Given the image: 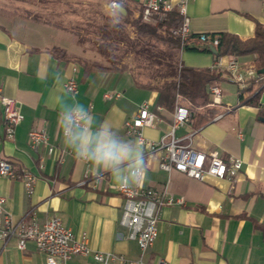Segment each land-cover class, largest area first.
Masks as SVG:
<instances>
[{
    "label": "crops",
    "instance_id": "1",
    "mask_svg": "<svg viewBox=\"0 0 264 264\" xmlns=\"http://www.w3.org/2000/svg\"><path fill=\"white\" fill-rule=\"evenodd\" d=\"M135 1L139 6L143 0ZM110 12L116 29L123 21ZM187 14L192 33L229 31L249 38L254 35L255 21L264 22V0H189ZM37 28L0 23V89L16 99L23 115L14 137L8 139L0 100V157L37 177L33 192L28 193L23 180L0 175L6 211L17 220L34 217L40 223L58 216L76 236L86 232L91 248L136 259L138 242L128 237V228L121 224L126 198L116 189L125 181L132 187L185 199L184 204L160 207L158 234L145 254L147 262L264 264V121L259 118L264 115L260 108L236 106L238 91L235 102H225L223 82L230 80L224 75L220 79L222 102L227 108L236 107L203 126L190 122L176 131L181 142L198 151H218L225 160L241 158L242 169L233 181L212 175L199 180L175 168L163 169L165 150H149L126 132L124 123L148 101L156 119L154 125L144 127L145 136L159 140L170 130L174 110L158 105V92L139 83L159 85L172 74L159 70L142 78L134 61L127 64L128 56L112 61L107 52L94 54L90 48L79 56L75 52L78 38L61 34L50 22L40 21V31ZM175 51L179 63L186 65L204 67L215 62L212 50ZM228 59L223 56V65ZM239 60L251 62L249 56ZM70 77L77 81L76 92L66 89ZM105 92L121 95L105 98ZM75 109L87 112L85 127L72 126L68 120V113ZM32 128L49 134L48 142L37 149L29 141ZM79 134L92 138L89 153L96 147V138L103 136L126 146L131 154L108 168L94 166L88 155H75L81 146V140L74 139ZM138 155L143 156L140 165ZM0 264H46V255L35 241L28 240L26 249H20L12 237L0 240ZM66 264L99 263L88 254L74 255Z\"/></svg>",
    "mask_w": 264,
    "mask_h": 264
},
{
    "label": "built area",
    "instance_id": "2",
    "mask_svg": "<svg viewBox=\"0 0 264 264\" xmlns=\"http://www.w3.org/2000/svg\"><path fill=\"white\" fill-rule=\"evenodd\" d=\"M189 0H143L140 13L143 19L149 20L153 16L165 17L172 10L178 9L183 17L182 24L173 29L184 41L189 38L192 31L190 29L187 5ZM113 9H117L119 2L111 1ZM202 41L211 40L218 44L219 36L209 33H200ZM225 70V77L243 87L245 83L255 76V68L252 62L242 63L236 57H229L226 65H223V56L215 57L214 65ZM66 89L70 92L77 91V81L70 77L66 83ZM210 93L213 98L211 105H223V90L220 80H215L210 84ZM120 92H105V98L120 96ZM0 100L4 105V119L6 125V137H14L16 126L22 120L23 115L17 107L15 98L3 93L0 89ZM87 112L78 109L68 113L67 118L72 126L85 127V117ZM156 113L151 108L148 101H144L139 106L138 111L130 118L125 120V129L128 134L134 135L138 142L144 144L151 151L165 150V155L160 163L163 169L170 170L175 168L185 172L190 177L203 180L206 175L218 178H226L233 181L237 173L242 169L243 161L239 157H230L225 160L218 151L205 153L191 147L190 143H183L176 135V131L189 123L191 111L185 102H178L173 111V120L170 130L159 140H152L145 136L144 127L154 125ZM69 133V129L65 130ZM29 141L33 149H37L40 144L47 143L49 134L45 129L32 128L28 133ZM54 146H49L52 152ZM0 175L23 180L26 184L28 193L34 190L36 175L27 168L17 167L10 159L0 157ZM116 189L125 198L121 224L128 230V237L135 239L140 248V254L136 259H128L124 255L112 252L93 249L89 243L86 232L76 236L70 228L63 225L58 216H51L44 223H40L36 218L15 219L4 208L5 196L0 194V240L6 241L15 237L20 249H26L27 241H35L39 251L46 255V264H66L67 260L74 255L91 254L99 264H151L145 260L147 250L153 245L157 234L158 212L161 206L168 205V199H178L179 204H184L182 196H175L165 191L154 189H140L132 187L125 181L118 184ZM156 264H168L165 259H159Z\"/></svg>",
    "mask_w": 264,
    "mask_h": 264
},
{
    "label": "rangeland",
    "instance_id": "3",
    "mask_svg": "<svg viewBox=\"0 0 264 264\" xmlns=\"http://www.w3.org/2000/svg\"><path fill=\"white\" fill-rule=\"evenodd\" d=\"M111 1L0 0V23L10 28L38 27L37 30L40 31V21L50 22L53 26L61 29V31L59 30L61 34L69 35L71 39L78 38L79 45L75 52L79 56H82L85 48H90L94 50V54H97V51L107 52L112 61L117 60L120 56H128L127 64L134 61V69L142 78L148 77V75L152 76L159 70L166 71L167 74L171 73L173 76L176 75L179 57L175 49L170 48L166 42L155 37L139 36L135 27L131 23L125 22L122 17V25L113 29L114 23L112 22L115 20L109 13H111L110 11L116 12L119 16L118 13L121 11L118 8L113 9ZM119 5L121 4L119 3ZM134 15L143 19L140 9H136ZM161 18L163 17L153 16L149 20H143L158 23ZM80 34L82 35L80 36ZM111 36H114L113 40ZM223 87L225 89L224 101L230 103L234 100L235 102L237 100V84L232 81H224ZM181 101L189 104L188 101ZM218 107L225 111L228 105H219Z\"/></svg>",
    "mask_w": 264,
    "mask_h": 264
},
{
    "label": "trees",
    "instance_id": "4",
    "mask_svg": "<svg viewBox=\"0 0 264 264\" xmlns=\"http://www.w3.org/2000/svg\"><path fill=\"white\" fill-rule=\"evenodd\" d=\"M117 1L126 9V13L119 12V16L125 22L131 23L139 36L155 37L166 42L172 49L211 51V46H214L216 48L215 57L229 56L239 59L249 56L256 70L255 76L249 79L243 87L237 86L238 103L236 106H257L260 108V113L264 115V106L261 104V97L264 93V72H260L264 69V22L255 21L254 35L249 38H242L229 31L209 33L219 36L218 44L214 45L210 39L202 41L200 33H191L182 45L181 37L173 32V29L178 28L183 22V17L177 8L161 18L158 23H150L134 15L136 9L141 8V5L137 6L138 2L135 0ZM176 69V75L165 79L159 85L139 84L155 89L158 92L157 104L165 108L174 110L176 104L182 102L181 100L188 101L191 111L189 123L191 122L195 127L213 121L217 115L224 112L218 106L211 105L213 98L210 93V84L222 79L224 69L216 66L197 67L184 63H179ZM236 106L229 107L227 110Z\"/></svg>",
    "mask_w": 264,
    "mask_h": 264
},
{
    "label": "clouds",
    "instance_id": "5",
    "mask_svg": "<svg viewBox=\"0 0 264 264\" xmlns=\"http://www.w3.org/2000/svg\"><path fill=\"white\" fill-rule=\"evenodd\" d=\"M74 139L81 140V146L79 150L75 153L77 157H82L88 155L94 166H103L108 168L110 165L118 164L122 159L131 154V150L124 145L116 143L115 140L107 137H97L96 147L93 151L89 153L88 145L92 143V138L79 134V136ZM143 161V156H137L136 163L138 165ZM144 171V168H141Z\"/></svg>",
    "mask_w": 264,
    "mask_h": 264
},
{
    "label": "water",
    "instance_id": "6",
    "mask_svg": "<svg viewBox=\"0 0 264 264\" xmlns=\"http://www.w3.org/2000/svg\"><path fill=\"white\" fill-rule=\"evenodd\" d=\"M118 9L124 13L126 12V9L122 5H119ZM211 50L214 53L216 52V48L214 46H211ZM260 72H264V69H261ZM261 104L264 106V93L261 97ZM259 118L264 121V116H260Z\"/></svg>",
    "mask_w": 264,
    "mask_h": 264
},
{
    "label": "bare ground",
    "instance_id": "7",
    "mask_svg": "<svg viewBox=\"0 0 264 264\" xmlns=\"http://www.w3.org/2000/svg\"><path fill=\"white\" fill-rule=\"evenodd\" d=\"M178 203V199H168V204Z\"/></svg>",
    "mask_w": 264,
    "mask_h": 264
}]
</instances>
